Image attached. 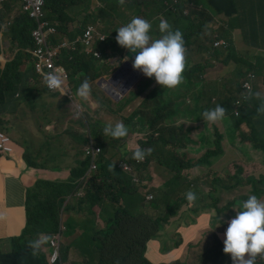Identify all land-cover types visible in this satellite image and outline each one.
Listing matches in <instances>:
<instances>
[{"label": "clouds", "instance_id": "9594fccd", "mask_svg": "<svg viewBox=\"0 0 264 264\" xmlns=\"http://www.w3.org/2000/svg\"><path fill=\"white\" fill-rule=\"evenodd\" d=\"M110 3V9L115 13L117 17L124 16L122 11H118L116 4L119 0H86V7L84 9L85 23L69 22L66 18V14L69 5L63 10L56 13V19L50 20L46 16L45 3L43 0L40 5L39 15L33 16V9L26 8L27 1L21 0V4L13 15L8 13V21H11L13 17L21 11L29 16L30 19L36 23V29L32 33L34 39V45L29 50H22V57L19 59L18 73L22 75L23 83L20 88L32 89V94L29 97H22V94L17 91L14 93L15 98L23 100L35 109L44 97L56 98L55 112L56 116H59L58 104L61 103L63 97L67 100H72L75 96L74 105L79 106V110L84 114L83 118L86 119V111L89 114H93L88 106H91L93 111L99 108V104H93L96 99L95 91L99 90L106 94L107 99L120 107L129 106L127 99L132 96L135 98H142L140 106L137 110H134L137 119L130 120L132 123H138L140 129L138 132H142L143 135L138 138L141 141H149L156 139L169 140L173 137L174 142H170L168 145H164V148L175 147L180 150L184 147L183 142L189 141L188 133L194 130L193 124L201 122L204 129L207 123L210 125H218V121L223 122L226 115V109L218 102L215 105L207 106L206 103L215 101L218 97L214 88L206 90L204 84L206 82L205 73L207 70L206 65L192 63L189 56V49L192 47L190 41H186V31L194 37L195 28L203 29L209 22L212 21V15L208 11V7L205 5H196L194 1L190 0H125L124 7H135L136 10H142L143 8L149 9L152 12H156V15L150 16L142 12L131 15L128 19L120 23L111 33L106 35L98 30L94 25L87 24L88 21L95 20L96 23L102 18V14L105 12L106 6ZM121 3L124 0H120ZM11 4L10 0H0V7L4 4ZM97 6L96 15L92 14L94 5ZM8 9V8H7ZM2 11V8H0ZM235 15L240 16L236 11ZM200 20L198 25L194 24V21ZM189 22V28H187V21ZM7 21V22H8ZM6 22V23H7ZM106 22L111 25L113 19L107 18ZM8 24V23H7ZM62 25L66 28L68 34L58 30V25ZM211 25H207L210 28ZM87 31L89 33H87ZM36 32H41L43 35L44 43L43 50L45 52V59L50 58L54 63L55 69L51 68L46 60H40L35 56L34 52L38 48L37 40L35 37ZM63 36V40L54 46L53 38L58 35ZM5 28L2 27L0 31V57L5 55V52H9V57L6 59L3 70L6 64L14 61L19 53V50H12L8 40L5 38ZM153 35V36H152ZM220 34L215 33L213 41L218 39ZM52 40V43H51ZM261 53L255 56V59L262 55ZM102 53L105 55V59H102ZM24 54L28 55V59H25ZM50 54V56H48ZM30 62L33 66V70L28 68L23 69L24 60ZM75 60H83L87 64V70L78 77H74V82L70 80L65 71V66L69 63H73ZM99 63H107L112 66L111 69L102 71L99 67ZM123 64L127 65L128 76L112 79L113 74ZM191 67L201 68V72L198 74L199 83L186 87L187 75ZM256 73L249 72L244 76L240 82V93L235 100V114L238 115L242 99L256 98L264 101V97L258 92V84H255ZM258 76V75H257ZM100 78L94 88L89 85L90 81L94 82V79ZM92 89V91H91ZM133 91V95H131ZM155 92H160V101L158 103L160 108H164L166 111L176 109L177 112L171 116L162 120H157L154 123V127L151 128L148 124V118H154L153 113L148 112L150 109V96ZM187 103H192V106H187ZM257 113L264 116V102L257 107ZM31 115V116H30ZM95 118L98 116L93 115ZM35 117L36 114L29 113V115L20 116L15 126L20 131L15 132L12 128L9 136L7 133L0 129L5 137H7L6 145L9 150H6L2 155L14 158V148L18 146L16 141L17 137L25 141L22 135L26 134L28 138L34 142V144L28 145L30 152L37 151L36 145H42V134L44 129L39 126V120L37 123H33L28 118ZM181 120L183 123L180 126H175L177 121ZM116 123L109 122L103 129L104 135L114 139H120L127 137L128 139H134L135 136L128 134L127 124L124 120L116 119ZM263 123V119L258 115L252 123L243 122L253 129H260ZM32 124L36 126V136L30 135ZM187 126V132L182 135H178L179 132H183L185 125ZM70 125L64 121L61 127ZM64 128V129H66ZM26 130V131H25ZM31 130V131H30ZM68 130V129H66ZM222 134V133H221ZM223 135V134H222ZM234 135V134H232ZM203 142H207L208 137L201 136ZM41 142H40V141ZM221 142H227L225 135H223ZM145 145V144H144ZM221 146V143H220ZM19 147V146H18ZM226 147V146H225ZM227 148V147H226ZM22 149V148H21ZM151 149H143L138 144L134 147L133 153H130L126 159L135 161V168L144 165L145 157L149 155ZM115 149L112 145L109 146L106 151V156H113ZM92 154L91 166H88L85 176L88 177L90 173L99 171V158L102 154V148L96 146L93 141L79 154V156ZM22 159L25 163L31 164L29 161V155L26 150L22 149ZM169 159L180 166L179 172L166 168L172 176L167 180H174L182 174L184 169H191L195 166L191 165L189 161H182L175 154L170 153ZM147 175H149V168L152 167L153 161L149 162ZM189 164V165H188ZM132 167V171H136L134 167L127 163L121 162V168L126 172ZM137 177L140 180L139 173L136 171ZM150 179L143 178L142 183ZM162 178L157 179L154 183L156 186L160 184ZM172 185L168 186L163 184L161 189L157 191L165 194V203L162 208L160 218H164L168 213L169 206H175L173 201H176V213L169 216L167 221L163 224L162 229L158 232L157 237L151 240L146 245L145 256L143 259L147 264H194L200 260V264H264V201L258 198L257 195H249L246 200L240 203L239 211L231 217L225 216L222 223H217L215 226H211V230L204 237L198 250L190 254L186 261L175 260L171 262H157L150 258V254L153 252L152 242L159 244V252L162 255L169 253L171 250L179 248L183 244V239L180 234L178 238L168 235L167 229L172 223L176 221L178 224L187 223L184 226L193 225L196 223L199 210L202 208L192 207L199 201L197 198L198 189L188 191L184 198L179 197V191L183 188L177 187L175 191H172ZM143 192L145 204H148L149 200L154 199V195L150 192L149 187H143L138 193L141 195ZM186 206L191 209L189 215L191 219L182 213V208ZM95 213V218L98 217L101 222L104 220L101 217L103 212L104 216H107L112 212V208L105 209L101 206L94 205L91 207ZM98 209V211L96 210ZM93 213V214H94ZM196 216H195V215ZM105 223V222H104ZM74 236L66 239L68 235L63 234L65 240L61 243L62 237L56 232L52 235L47 244L37 242L34 245L28 246L30 253L37 258H43L45 264H61L63 261V249L65 246H69L67 250V259L72 257V264H81L88 260L89 255L82 256L78 253L77 249L71 245V242L78 239L83 234L81 227H74ZM70 235V234H69ZM180 237V238H179ZM12 245L9 247V251H12L14 241H11ZM52 242L54 244H52ZM150 243V244H149ZM35 252H42L39 256ZM54 252L55 258L51 260ZM93 252V251H92ZM72 253L75 257L69 255ZM94 254V253H92ZM128 262L135 263L137 261V254L134 251L131 255L126 257Z\"/></svg>", "mask_w": 264, "mask_h": 264}, {"label": "rangeland", "instance_id": "374dc122", "mask_svg": "<svg viewBox=\"0 0 264 264\" xmlns=\"http://www.w3.org/2000/svg\"><path fill=\"white\" fill-rule=\"evenodd\" d=\"M11 4L7 8H3V14L5 16L4 21H8V13L13 15L17 12L21 0H10ZM125 0L123 3L119 2L116 4L118 11H122L124 16L117 17L115 13L110 9V3L106 6L105 12L102 14L100 21L96 23L95 20L88 21L87 24L94 25L98 30L108 35L111 33L120 23L128 19L131 15L142 12L146 15L154 16L156 12H152L149 9L143 8L142 10H136L135 7L125 8ZM97 4L94 5V10L92 14L94 16L97 12ZM2 8V7H0ZM208 11L212 15V21L207 25H211L210 28H207V25L203 29L195 28L194 37L189 38L192 47L189 49V56L193 64H204L207 67L205 73L206 82L204 87L206 90L214 88L217 92L218 97L216 100L206 103L207 106L215 105L220 102L222 99H226L235 94L236 83L241 82L242 74L246 73L252 65H254L256 59L255 56L261 53L262 48H257L249 45L246 39H243L240 32L235 30L232 33V40L219 37L213 41L214 34H220V29L223 27L227 21V13L225 11L221 12L219 15H215L214 12H211L208 5ZM112 18L113 22L111 25H108L106 22L107 18ZM236 17V16H234ZM200 20L196 19L194 21L195 25H198ZM153 36V35H152ZM262 55L260 59L264 64V49H262ZM0 60L2 61L1 57ZM248 62H251V65L248 66ZM1 64V63H0ZM99 67L102 71L105 69L109 70L112 68L111 65L104 63H99ZM249 73V72H247ZM100 78H94V82L90 81L89 85L94 88L95 84L99 81ZM258 92L261 93V96L264 97V77H258L256 75L255 84H258ZM92 91V89H91ZM133 95V91L130 93ZM134 96V95H133ZM100 99L105 102L107 109H102L101 111L95 114H89L86 111V119L83 118L84 114L77 107L71 103H59L58 108L59 116L56 118L43 117L42 121L44 125L42 126L44 130L48 131L51 128V125L46 123L50 121L52 125L62 124L66 121L70 127L64 125L62 128L68 130L57 129L53 134H48L45 136V139L49 140L52 143L54 150H48L47 147L36 145L37 151L30 152L25 144L31 145L34 144L29 139H26L27 135H22L25 141L17 137V145L26 150V153L31 159V164L26 163V165L32 169H40L38 172L40 179H48L56 184L57 187L63 192V196H53L51 198V214L54 220L59 219V229L58 234L63 237V230L66 228V222L71 218V223L76 224L77 227H82L87 235L92 239H97L99 236H102L104 233L108 234L110 237H114L115 240H120L121 246L125 249H130L128 247L129 243L139 232H143L146 228L147 231L152 230L153 228L147 227L146 223L135 224L130 222H124L118 220L113 224H106L101 222L98 217L95 218V213H74L72 210H67V205H73L77 197L83 195L85 180L82 183V186L76 192H70L66 186V180L68 177L72 176V168L78 160L83 159L85 155L79 156L81 152L88 146V144L94 140V137L91 134L92 123L90 121L95 117L93 115L99 116L97 118L99 124V130H103L106 124L109 122L115 124L116 119H121V117L128 118L131 116L132 111L137 110L140 106L142 98H133L130 96L127 99L129 106L120 107L111 103L104 93L100 94ZM264 101L254 98L249 104V109L254 110L263 103ZM187 106H192V103H187ZM259 114L253 113L250 116L251 121L254 120ZM44 116V115H43ZM137 118V116H136ZM28 120H32L33 123H37V118L29 117ZM234 120H232V123ZM183 122L178 120L175 126H180ZM32 131L30 135L32 137L36 136V126L32 124ZM187 126L185 125L183 132H179L178 135H182L187 132ZM193 127H196L194 130L188 133L189 141H184V147L180 150H177L175 147L160 148L158 155L167 154V157L170 153L175 154L182 161L189 163L194 168L184 169L182 171V176L185 177V182H189L192 185L187 188H183L179 191V197L184 198L185 194L188 191H194L198 189L197 194L198 202L192 207L195 209L197 207H203L205 205L212 207L210 210V215L217 218V223H222L223 220L219 219L220 215H227L231 217L236 214V211H239V205L241 202L246 200L249 195L255 194L259 199L264 201V135L261 134L260 129H253L247 125H244L243 122L239 129H237L234 135L230 134L227 130L226 125L222 121H218V125H210L207 123L206 128L204 129L201 122L193 124ZM128 134L130 136L139 137L143 135L142 132H138L140 125L138 123L129 122ZM0 129L7 133L9 136H12L11 130L6 128L3 123L0 125ZM132 129V130H130ZM216 129L219 134L225 135L227 142H221L220 152L216 149L218 136L216 135ZM15 132L20 130L16 127L13 129ZM26 131V130H25ZM83 136L86 138L84 144L79 143L78 136ZM205 135L210 138L212 146L209 147L208 143L203 142L201 136ZM227 148H226V147ZM211 151L217 152L216 156L206 158L205 153L208 149ZM0 158H6V167L9 170H13L17 162L13 157L2 155ZM112 160H116L118 155L110 156ZM33 162L37 164L34 166ZM88 166H91V162H88ZM92 173L88 175L91 176ZM150 181H145L140 183L137 177L136 171H132L129 175L131 177L132 183L137 187V189H143V187L150 186V192L154 195V199L157 194V190L162 188V185L172 176L165 167L159 166L153 162L152 167L149 168ZM38 178V179H39ZM120 176L112 177L113 181L120 179ZM162 178L158 186L155 185L157 179ZM87 179V178H86ZM125 180V178H123ZM44 188L48 189V185H43ZM123 189L127 187L124 185ZM254 186H257V190L254 189ZM55 187L51 189L50 192ZM140 198H144L143 192L140 191ZM135 195V194H133ZM128 195H122L123 199L127 198ZM235 201L239 202L238 204ZM142 203H138L139 207H142ZM231 205V206H230ZM148 212L155 214L153 209L147 208ZM191 209L184 206L182 208V213L189 215ZM221 212V214H219ZM159 214V213H158ZM195 215V214H194ZM196 216V215H195ZM187 223L177 224L175 228H178L181 225ZM17 228L23 226V222L18 220L16 222ZM74 233L66 237V239L72 238ZM29 238V237H27ZM34 237H30L29 241H33ZM13 240H9L11 242ZM63 242L61 239L60 245ZM22 244V243H19ZM150 244V243H149ZM105 245V242L104 244ZM133 249V248H131ZM137 250H141L136 248ZM36 253V252H35ZM72 257H68L66 261H63L61 264H72ZM194 264H200V260L194 262ZM202 264V261H201Z\"/></svg>", "mask_w": 264, "mask_h": 264}, {"label": "trees", "instance_id": "16d2710c", "mask_svg": "<svg viewBox=\"0 0 264 264\" xmlns=\"http://www.w3.org/2000/svg\"><path fill=\"white\" fill-rule=\"evenodd\" d=\"M190 1H194L196 5L202 4L207 7L209 5L211 12H214L215 15H219L223 11L227 13L228 21L220 29L221 37L232 40V33L238 29L242 38L246 39L249 45L264 49V6L258 0ZM68 3L69 0H46L45 9L48 19H56V13L63 10L64 7L66 8ZM3 8H8V3L4 4L2 9ZM236 11L239 12V17L234 14ZM4 19L5 16L3 11H0V31L2 30V27L5 28V38L8 40L12 50L18 49L19 53L14 61L6 64L4 69L0 70V125L3 123L9 112L20 113L21 116H23L29 112L30 108L32 109L29 104L22 103L25 101L15 98L14 93L19 91L22 94V97H29L32 94V89L20 88V85L23 83V78L17 70L19 59L22 57V50H29L34 45L32 33L36 29L35 21L21 11H19L11 21H8V24ZM186 21V27L189 28L190 24L188 20ZM58 30L66 35L68 34L66 28L60 24L58 25ZM186 34V41H189L191 34L188 31H186ZM24 57L25 59H28L27 54H24ZM102 59H105L104 53H102ZM81 61L83 60H75L73 63L67 64L66 67L73 68L75 64H78ZM249 65H251V62H248V66ZM84 72L85 71H82V75ZM200 72L201 68L191 67L187 75L185 86L190 87L192 85H197L199 83L198 74ZM247 72H255L258 77H264V64L260 57L256 59L254 65H252L246 73L242 74V76H246ZM94 78L84 77V80H92ZM70 80L74 82V77H70ZM240 91V82H237L235 94L220 101L221 106L226 109L224 124L230 134H234L235 131L240 128L242 122L251 124L252 121L250 116L253 113H257V109L250 110L248 107L253 100V98H251L242 99L239 107L240 111L238 115L235 114V100ZM159 95L160 92H155L154 95L150 96L149 100H147L150 101V109L148 112L153 113L154 117L147 119L151 128L154 127L155 121L171 117L177 112L176 109L166 111L164 108H160L158 105L160 101ZM75 99H77V96L72 100H67L66 97H63L61 102L74 105ZM59 111L61 112L60 109ZM90 111L93 114L96 113V111ZM259 116L263 119L260 130L261 134L264 135V116H261L260 114ZM121 119L128 125L130 120L137 119L136 113L135 111H132L130 117H121ZM232 120H234L233 123ZM90 121H93L92 123H88L89 125H92L91 134L94 137L93 142L96 146L102 148V154L98 161L99 171L93 172L90 177L85 176L86 168H88V162H91L92 154H86L83 159L77 161V165L71 170L73 173L72 176L66 180L65 184L70 192H76L81 187L80 178L81 180L84 179L85 184L83 195L77 197L73 205H67L66 209L72 210L74 213L87 212L93 214L94 211L91 207L94 205L101 206L105 209L112 208V212L107 216H104L103 212L101 213V217L107 225L122 220L124 222L135 224L146 223L147 227H152L153 229L147 231L145 228L143 232L137 233L128 245L130 249H125L121 246L120 240H115L114 242V237H110L106 233L99 236L97 239L92 240L87 235V232L81 227L83 229L82 236L73 240L71 245H73L83 257L87 256V254L89 255L88 260L81 264H147L142 257V255L145 256L146 245L149 241L154 240L157 237L158 232L162 229L163 224L167 221L168 217L176 213L177 203L176 201H173L175 206H169L167 215L164 218H160L165 203V194L157 191L155 199L149 200L146 205L144 198H140L141 195L138 193L140 189L138 190L131 181L129 174L132 172V167L125 172L121 168V162H127L134 167L139 173L140 183H142L141 180H143V178L150 179L147 175V171L149 167L148 163L151 161L159 166L165 168L168 167L179 172L180 166L171 161L169 156L167 157V154L158 155L159 149L164 148V145H168L170 142H174V139L173 137H170L169 140L151 139L145 142L141 141L138 137L134 139H128L127 137L114 139L105 136L103 130H99L98 121L100 120L94 118ZM216 135L218 136L216 149L220 152V143L223 135L219 134L217 129ZM26 139H29L28 136ZM86 140L87 139L83 136H78L79 143L84 144ZM207 143L209 144V147L212 146L210 138H208ZM137 144L143 149H151V152L145 157L146 161L144 162V165L135 168L134 163L136 162L126 159V157L130 153H133L134 147ZM110 145L115 149L113 156L118 155L116 160H112L109 156H106V151ZM217 154V152L211 151L209 148L205 153V157L210 158ZM114 176H120L121 178L113 181L112 177ZM123 178H125V180H123ZM185 179L186 178L183 177L182 174H179L177 178L171 181H166L164 184L171 186L173 183L172 191H175V188L177 187H190L192 185L191 183H183ZM38 181L39 183L36 184V189L32 192L33 197L26 200L25 203V223L22 232L19 235L9 238L14 241V246L10 253H4L2 249L3 240L0 239V264H45L43 258H37L30 253L28 246L31 241H29V238L35 237L34 243L40 242L39 244H47L52 235L58 232L59 219L54 220L51 214V198L53 196H63V192L52 181L44 179H39ZM44 184L48 185L49 188H44ZM122 185L127 188L124 190ZM53 187L55 188L50 192ZM254 189L257 190V186H254ZM123 194L128 195L127 198L123 199L121 197ZM138 203H142V207H139ZM235 203L238 204L239 202L235 201ZM147 208L153 209L155 214L149 213ZM211 208L212 207L205 205L199 210L197 215L200 214L199 217L202 215H209V224L215 226L217 224V218L210 215L208 210ZM219 214H221V212H219ZM225 216L226 215H220L218 218L224 220ZM71 220L72 219L69 218V221L66 222V228L63 230L64 235L71 234L76 226V224L71 223ZM104 242L105 245H103ZM69 246H65L62 251L63 260H67V250ZM136 248L141 250H137ZM134 251H136L137 254V261L135 263H130L126 257L131 255ZM40 254H42V252H36L37 256Z\"/></svg>", "mask_w": 264, "mask_h": 264}, {"label": "crops", "instance_id": "0c3cea01", "mask_svg": "<svg viewBox=\"0 0 264 264\" xmlns=\"http://www.w3.org/2000/svg\"><path fill=\"white\" fill-rule=\"evenodd\" d=\"M264 6V0H258ZM69 8L66 14V18L70 20L69 22L74 23H85V15L84 9L86 7V0H69ZM11 16V15H10ZM54 46H57L60 41L63 40V36L60 34L53 38ZM52 43V40H51ZM9 57V52L6 51L5 55L1 57L0 67H3L6 59ZM24 60L23 69L28 68L29 70H33V66L30 62ZM65 71L67 76L70 77H78L82 75V71L87 70V64L85 61H81L78 64H75L73 68H68L65 66ZM104 92L95 91L96 99L93 101V104H99V108L96 109V113L101 111L102 109H107L105 106V102L100 99V94ZM105 94V93H104ZM106 95V94H105ZM56 104V98L53 99L51 97H44L43 100L39 103V105L35 109L29 110L25 115H29V113H34L37 115L39 120V126H43L44 123L42 121L43 117L48 118H56V110L54 105ZM114 104V103H113ZM90 110L93 108L88 106ZM23 115V116H25ZM44 115V116H43ZM20 113L9 112L4 119V125L6 128L10 130L17 125V121L20 118ZM31 116V115H30ZM47 125H51L52 127L48 129V131L44 130L41 132L42 134V145L47 147L48 150H54L52 147V143L49 140L45 139V136L48 134H53L57 129L66 130L61 127V124L55 126L52 125L50 121L46 123ZM41 126V127H42ZM43 128V127H42ZM44 129V128H43ZM40 141V140H39ZM40 141V142H41ZM22 149L18 146L14 148V159L17 162L16 167L11 171L6 167V158H0V239H2L3 251L5 254L10 253L9 247L12 245L10 237L19 235L25 223V203L26 200H29L33 197L32 192L36 189V184L39 183V175L38 172L40 169H32L26 165L24 160L21 157ZM31 159H29L30 161ZM31 162V161H30ZM28 163V162H27ZM34 166H37L35 162ZM77 163L73 165L75 167ZM87 170V168H86ZM39 178V179H38ZM69 178V177H68ZM48 180V179H44ZM50 181V180H49ZM84 179L81 180V186ZM98 211V209L96 208ZM209 215H202L197 218V221L193 225L184 226L181 225L178 228H175V225L178 223L176 221H172L170 226L167 229L168 235L174 236V238H178V234L181 235L183 239V244L174 250H171L169 253L162 255L159 252V244L156 242H152L153 252L150 254V258L154 261L159 262H171L175 260L186 261L190 254L194 253L198 250L201 242L207 233L211 230V225L209 224ZM20 220L23 222V226L17 228L16 222ZM63 238V237H62ZM180 238V237H179ZM34 239L29 244H35ZM65 238H63V241ZM69 255L75 257L72 253Z\"/></svg>", "mask_w": 264, "mask_h": 264}, {"label": "built area", "instance_id": "2783aa9c", "mask_svg": "<svg viewBox=\"0 0 264 264\" xmlns=\"http://www.w3.org/2000/svg\"><path fill=\"white\" fill-rule=\"evenodd\" d=\"M27 6L26 8H32L33 9V16L39 15L40 13V5L42 4L43 0H26ZM87 33H89L87 31ZM35 37L37 40L38 48L35 50L34 54L36 57H38L40 60L45 59V52L43 50V46L45 45L43 35L41 32H36ZM50 56V54H48ZM46 62L49 64V66L53 69H55L54 63L50 60V58L45 59ZM7 137H5L2 133H0V154H4L6 150H9V147H7ZM93 168V165L91 166ZM52 244H54L52 242ZM56 252H54L53 256L51 257V260L55 258Z\"/></svg>", "mask_w": 264, "mask_h": 264}, {"label": "water", "instance_id": "95a60500", "mask_svg": "<svg viewBox=\"0 0 264 264\" xmlns=\"http://www.w3.org/2000/svg\"><path fill=\"white\" fill-rule=\"evenodd\" d=\"M127 77L128 76V68L126 64H123L112 76V79H117L119 77Z\"/></svg>", "mask_w": 264, "mask_h": 264}]
</instances>
